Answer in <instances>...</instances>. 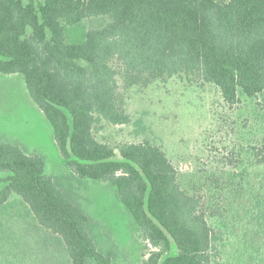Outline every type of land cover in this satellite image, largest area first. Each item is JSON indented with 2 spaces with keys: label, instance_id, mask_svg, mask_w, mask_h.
Returning a JSON list of instances; mask_svg holds the SVG:
<instances>
[{
  "label": "trees",
  "instance_id": "trees-1",
  "mask_svg": "<svg viewBox=\"0 0 264 264\" xmlns=\"http://www.w3.org/2000/svg\"><path fill=\"white\" fill-rule=\"evenodd\" d=\"M98 17L108 21L71 40L70 28ZM121 71L199 77L227 104L246 98L264 110V0H0V73L23 77L70 177L115 187L141 235L142 263L264 264V130L257 129L250 152L255 175L243 173L234 187L251 186L244 222L223 232L211 220L220 212L183 185L160 145L98 136L108 124L131 121L119 103ZM255 119L264 128V114ZM0 174H7L0 177V206L19 196L44 229V247L64 249L63 263L114 264L97 240L98 223L64 176L46 172L43 155L0 140Z\"/></svg>",
  "mask_w": 264,
  "mask_h": 264
},
{
  "label": "rangeland",
  "instance_id": "rangeland-1",
  "mask_svg": "<svg viewBox=\"0 0 264 264\" xmlns=\"http://www.w3.org/2000/svg\"><path fill=\"white\" fill-rule=\"evenodd\" d=\"M107 21V17H98L81 28H70L71 40ZM118 97L130 123L108 124L98 136L113 144L148 139L160 145L179 168L183 185L204 193L213 211L220 212V220L211 218L213 224L231 234L235 224L244 222L243 212L252 194L246 181L240 190L234 187L241 183L243 173L250 178L256 173L250 152L260 139L257 129L264 130L255 119L264 110L257 109L255 100L246 98L236 105L227 104L215 84L199 77L154 79L121 71ZM0 140L43 155L46 172L64 176L66 186L98 223L97 240L104 251L113 253L114 264H143L141 235L115 187L109 182L79 181L69 176L51 124L17 73H0ZM236 165L244 169L240 171ZM55 248L51 249L54 257L44 247V229L19 196L0 206V264H66L64 249ZM235 253L232 245L229 254L233 257Z\"/></svg>",
  "mask_w": 264,
  "mask_h": 264
}]
</instances>
